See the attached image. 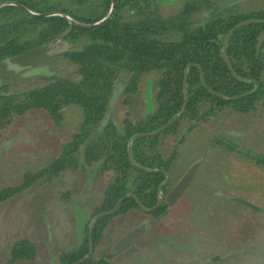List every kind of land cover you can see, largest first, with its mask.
I'll use <instances>...</instances> for the list:
<instances>
[{"label": "trees", "instance_id": "obj_1", "mask_svg": "<svg viewBox=\"0 0 264 264\" xmlns=\"http://www.w3.org/2000/svg\"><path fill=\"white\" fill-rule=\"evenodd\" d=\"M113 2L112 12L105 20L83 27L80 24L103 18L110 0H0V67H4L8 57L53 42L58 36L69 44L35 65L45 67L47 73L24 77L12 73L0 82V137L16 118L25 114L40 111L58 125L69 106L80 108V122L59 146L53 159L42 168L25 171L20 182L2 186L0 202L66 169L83 170L95 165V178L104 174L107 184L93 214L111 209L126 193L135 195L141 205L150 207L164 174L158 170H143L129 161L127 142L132 135L151 132L164 125L180 110L185 91L186 106L180 116L160 132L130 142V157L134 163L170 173L171 166H178V149L184 145V135L178 134L179 142L168 155L164 145L185 125L188 131L224 112L251 114L257 109L264 84V50H259L264 23L240 26L230 35L224 52L235 75L257 82L254 92H249L253 88L251 83L232 75L220 56V49L233 25L264 18V8L232 11L228 7L213 12L215 2L212 0H182L173 15L163 16L153 0ZM201 11H205L204 19L193 21L191 14ZM123 14L128 18H123ZM69 19L75 23H70ZM187 64L191 65L186 69L183 86ZM122 76L124 80L113 114L102 123L111 91ZM147 79L152 108L140 114L141 88ZM243 93L247 94L232 99ZM212 142L239 161L264 170V152L245 149L229 140L213 138ZM181 170L179 166L176 172ZM131 208L139 210L128 196L114 213L121 214ZM159 211L156 209L149 214L157 216ZM110 216L112 214L100 216L94 222L92 252ZM87 236L84 224L76 244L56 251L55 264H72L82 257L87 251ZM34 252L33 243L20 238L11 244L9 257L1 264L31 260ZM110 256L104 253L94 261L91 253L79 264H111L107 260Z\"/></svg>", "mask_w": 264, "mask_h": 264}, {"label": "rangeland", "instance_id": "obj_2", "mask_svg": "<svg viewBox=\"0 0 264 264\" xmlns=\"http://www.w3.org/2000/svg\"><path fill=\"white\" fill-rule=\"evenodd\" d=\"M153 2L161 15L171 16L182 0ZM229 8L256 10L264 8V0H240ZM204 17L205 11L191 14L195 22ZM123 18L128 15L123 14ZM68 46L64 42L54 52ZM259 50H264V36ZM4 69V73L20 77L47 71L43 66L15 70L6 63ZM9 76H0V82ZM123 80L122 76L117 83L119 90ZM141 89L140 114H144L152 108L148 79ZM79 122L80 108L74 105L58 125L40 111L16 118L0 137V145H5L0 155V188L20 182L27 170L47 165ZM184 127L177 136L168 138L164 150L170 154L179 135H184L178 166H171L169 172L174 184L190 164L198 161L186 191L158 216L134 208L112 213L92 252L94 260L108 253L111 264H264V214L253 209L264 210V170L212 144L213 138L229 140L245 149L264 152V84L254 113L224 112L188 131V126ZM179 166L180 173L176 172ZM92 168L66 169L0 202V264L8 259L11 244L20 238L30 240L35 252L31 260L15 264H55L58 249L78 242L107 184V176L95 178ZM141 223L143 230L135 241L114 252L112 245ZM220 255L226 256L214 258Z\"/></svg>", "mask_w": 264, "mask_h": 264}, {"label": "water", "instance_id": "obj_3", "mask_svg": "<svg viewBox=\"0 0 264 264\" xmlns=\"http://www.w3.org/2000/svg\"><path fill=\"white\" fill-rule=\"evenodd\" d=\"M239 1L240 0H223V1H220V2L215 3L214 6H213V8H212V10H213V12H216V11H219L221 9L228 8L231 5H234L237 2H239ZM113 5H114L113 0H110V6H109V9H108V12L99 21L94 22V23H90V24H80V25L83 26V27H91V26H94L96 24L101 23L103 20H105L111 14L112 9H113ZM69 22L70 23H75L71 19H69ZM249 23H264V18H262V19H250V20H246V21H241V22H238L235 25H233V27L228 31V33H227V35H226V37L224 39L223 45H222V47L220 49V56L224 60V62L226 63V65L228 66V68H229L230 72L232 73V75L236 79H238L240 81H243V82H246V83H251L253 85V88L249 92H254L257 89V87H258L257 82L255 80L241 79L237 75H235L234 72H233V70H232V68H231V66H230V63H229L226 55L224 53L225 52V49L227 47V43H228V40H229L230 35L236 29H238L240 26L245 25V24H249ZM63 44H64V41H62L61 38H60V36H58L56 38V41H54V42L45 43V44L39 45L37 47H34V48H31V49L25 50V51H23L21 53H18V54H15L13 56L8 57L5 60V63L7 65L13 67L15 70L26 69V68L35 66L37 63H39L41 60H43L47 56L55 53L54 50L57 47H61ZM190 65L191 64H187L186 67H185L184 76H183V80H182V85L183 86L185 85V81H186V69ZM4 71H5L4 67L1 66L0 67V75H1V78H3V79L5 77H7V76L10 75V72L4 73ZM42 73H47V71H45V72L43 71ZM51 74L54 75V76L62 77V75L61 74H58V73H51ZM199 77H200L201 83L203 84V81H202V78H201V71L199 73ZM206 89L210 91L209 88L206 87ZM118 90H119V86L118 85H115L113 87L112 91H111V94H110V97H109V100H108V104H107V108H106V112H105V115L103 117L102 123H105V121L107 119V116H108L110 110L112 109V107H113V105L115 103L116 95L118 93ZM245 94H247V93H243L241 95L234 96V97H232V99L242 97ZM223 98L224 99H229V98H226V97H223ZM185 106H186V94H185V91H184V93H183V103H182V106H181L180 110L177 113H175L164 125H162L161 127L157 128V129H155V130H153L151 132L134 134V135H132L129 138V140L127 142V155L129 157V161L134 166H136L138 168H142L143 170H146V171L158 170V171H161L164 174L165 178H164L163 182L158 185L157 193H159L162 185L167 181L168 174L164 170L149 169V168H145V167L139 166L136 163H134L132 161L131 157H130V142L134 138L142 137V136H150V135H153V134H156V133L160 132L161 130H163L164 128H166L167 126H169L178 116H180V114L183 112ZM4 149H5V145H0V155H1V153H2V151ZM197 165H198V161L193 162L192 164H190L189 167L182 173V175L178 178V180L174 183V185L171 187V189L165 195L164 199H165V202L167 203L168 206L172 205L173 202H175L179 198V196L181 195V193L184 191V189L186 188L187 184L192 179L193 173H194ZM128 196H130V197L133 198V200L135 201V203L138 206V208L140 210H142L143 212H150V211L156 209L161 204V202L163 201V197L158 196L157 197V200H156V203L153 206H151V207H144L143 205H141L139 203L137 197L135 195L131 194V193H126L125 195L121 196V198L118 199V201L114 204V206L111 209L105 210V211H102V212H99V213H97L96 215L93 216V218L91 219V221L89 223V226H88V238H87L88 246H87V251H86V253L82 257L78 258L72 264H79V263H81L82 261H84L87 258H89L90 255H91V253H92L91 226H92L93 221L95 219H97L98 217H100V216H106V215L112 214L117 209V207L120 204V202L125 197H128ZM253 209L254 210H257L259 212H262L264 214V210L257 209V208H253ZM142 230H143V224L141 223L138 226H136L135 228H133L130 231H128L126 234H124L121 238H119L112 245L113 251L114 252H118V251H121L122 249L126 248L131 242H133V240L135 238L138 237V235L142 232ZM225 256L226 255H223V256L220 255V256H216L214 258L215 259H221V258H223Z\"/></svg>", "mask_w": 264, "mask_h": 264}, {"label": "flooded vegetation", "instance_id": "obj_4", "mask_svg": "<svg viewBox=\"0 0 264 264\" xmlns=\"http://www.w3.org/2000/svg\"><path fill=\"white\" fill-rule=\"evenodd\" d=\"M115 104V103H114ZM113 107H114V105H113ZM113 107H112V109L110 110V112H112V110H113ZM110 112H109V114H108V116L110 115ZM108 116H107V118H108ZM107 120V119H106ZM106 122V121H105ZM88 168H92V166L91 167H88ZM95 168V167H94ZM87 169V168H86ZM93 169V168H92ZM94 171H95V169H93ZM167 174H168V179H167V181L162 185V187H161V189H160V191H159V193H157V188H158V185L160 184V183H162L163 182V180H164V178H165V176H164V178L159 182V184L157 185V187H156V191H155V201H154V204L156 203V200H157V197L158 196H161V197H163V201L161 202V204L156 208V209H159L160 211L158 212V214H157V216L163 211V209L164 208H167V207H171L175 202H173V204L172 205H170V206H168L167 205V203L165 202V199H164V197H165V195L168 193V191L171 189V187L174 185V184H171V182H170V178H171V175H170V173H168L167 171H165ZM193 175H194V173H193ZM193 178V177H192ZM93 180V179H92ZM191 181H192V179L190 180V182L187 184V186H186V188L184 189V191L182 192V193H184L185 191H186V189H187V187H188V185L191 183ZM182 193H181V195H182ZM180 195V196H181ZM179 196V197H180ZM118 201V200H117ZM121 203V202H120ZM153 204V205H154ZM152 205V206H153ZM114 206V205H113ZM119 206V205H118ZM138 207V206H137ZM145 207V206H144ZM151 207V206H150ZM118 208V207H117ZM139 209V208H138ZM156 209H154V210H152V211H156ZM117 210V209H116ZM115 210V211H116ZM91 211H94V208H92V210ZM114 211V212H115ZM139 211L140 212H143L142 210H140L139 209ZM102 212V211H101ZM113 212V213H114ZM126 212V211H125ZM151 212V211H150ZM150 212H146V213H150ZM143 213H145V212H143ZM97 213H95V214H93V216L94 215H96ZM122 214V213H121ZM111 215V214H110ZM92 216V217H93ZM99 218V217H98ZM97 218V219H98ZM97 219H95L94 221H93V223H92V226H93V224H94V222L97 220ZM92 226H91V230H92ZM92 232V231H91ZM87 238H88V236H87ZM136 239V238H135ZM135 239L133 240V242L135 241ZM133 242H131L130 244H132ZM129 244V245H130ZM98 259V258H97ZM97 259H95V260H97ZM94 260V261H95Z\"/></svg>", "mask_w": 264, "mask_h": 264}]
</instances>
